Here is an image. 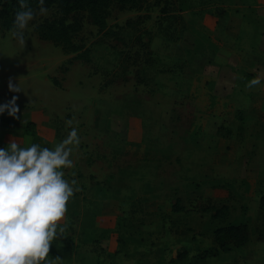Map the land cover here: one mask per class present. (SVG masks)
<instances>
[{
	"label": "rangeland",
	"instance_id": "obj_1",
	"mask_svg": "<svg viewBox=\"0 0 264 264\" xmlns=\"http://www.w3.org/2000/svg\"><path fill=\"white\" fill-rule=\"evenodd\" d=\"M259 1L112 6L104 30L83 20L76 41L89 60L34 31L54 7L30 22L26 45L0 25V105L15 96L19 108L16 118L0 114V148L14 140L52 149L73 128L80 140L62 169L79 190L49 259L264 264V123L244 115L243 100L215 97L206 66L207 15L256 13ZM10 78L21 91H9ZM228 224H245L248 241L215 244L214 229Z\"/></svg>",
	"mask_w": 264,
	"mask_h": 264
},
{
	"label": "clouds",
	"instance_id": "obj_2",
	"mask_svg": "<svg viewBox=\"0 0 264 264\" xmlns=\"http://www.w3.org/2000/svg\"><path fill=\"white\" fill-rule=\"evenodd\" d=\"M12 35L21 45H26L25 30L37 15L46 16L45 0H38V9L27 0H18ZM259 76L248 87L260 84ZM9 91H21L9 80ZM18 97L0 105V114L7 111L16 118ZM71 124V121H68ZM75 128L54 148L32 144L21 147L11 142L0 148V264H61L60 257L51 258L52 244L65 231L60 222L67 214V204L73 197L75 180L64 179L62 169L71 168L72 149L79 145Z\"/></svg>",
	"mask_w": 264,
	"mask_h": 264
},
{
	"label": "crops",
	"instance_id": "obj_3",
	"mask_svg": "<svg viewBox=\"0 0 264 264\" xmlns=\"http://www.w3.org/2000/svg\"><path fill=\"white\" fill-rule=\"evenodd\" d=\"M254 7L256 13L245 9L230 15H207L214 45L208 48L206 66L215 97L243 100L239 109H244V115L264 123V1ZM257 76L260 84L248 87Z\"/></svg>",
	"mask_w": 264,
	"mask_h": 264
},
{
	"label": "trees",
	"instance_id": "obj_4",
	"mask_svg": "<svg viewBox=\"0 0 264 264\" xmlns=\"http://www.w3.org/2000/svg\"><path fill=\"white\" fill-rule=\"evenodd\" d=\"M27 2L33 9H38V0H27ZM140 5L141 0H45L44 6L54 7L57 12L50 18L36 23L34 31L39 38L60 45L67 52H76L74 58L81 57L89 60L88 48L83 49V45L76 41L78 33L82 30L83 20L86 19L98 30H104L107 27V17L112 6L127 9ZM166 6L161 8L163 14L169 10V2ZM19 10L18 0H0V25L12 29L15 14ZM169 34L171 40L178 38L172 37L173 33ZM30 124L33 122L29 121ZM31 135H34V132ZM259 207L264 210V191L259 197ZM213 238L219 247L231 244L242 246L248 241L249 230L245 224L222 225L214 229Z\"/></svg>",
	"mask_w": 264,
	"mask_h": 264
}]
</instances>
